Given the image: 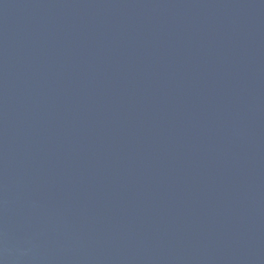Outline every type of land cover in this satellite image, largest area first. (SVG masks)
<instances>
[{
	"label": "water",
	"instance_id": "water-1",
	"mask_svg": "<svg viewBox=\"0 0 264 264\" xmlns=\"http://www.w3.org/2000/svg\"><path fill=\"white\" fill-rule=\"evenodd\" d=\"M0 264H264V0H0Z\"/></svg>",
	"mask_w": 264,
	"mask_h": 264
}]
</instances>
